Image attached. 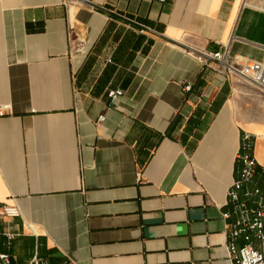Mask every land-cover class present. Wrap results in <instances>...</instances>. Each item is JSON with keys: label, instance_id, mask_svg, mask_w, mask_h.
Wrapping results in <instances>:
<instances>
[{"label": "crops", "instance_id": "1", "mask_svg": "<svg viewBox=\"0 0 264 264\" xmlns=\"http://www.w3.org/2000/svg\"><path fill=\"white\" fill-rule=\"evenodd\" d=\"M75 1L0 0V206L21 213L0 254L227 264L243 133L264 180V91L195 57L263 62L264 0Z\"/></svg>", "mask_w": 264, "mask_h": 264}, {"label": "built area", "instance_id": "2", "mask_svg": "<svg viewBox=\"0 0 264 264\" xmlns=\"http://www.w3.org/2000/svg\"><path fill=\"white\" fill-rule=\"evenodd\" d=\"M163 2L164 0H158ZM76 4L89 9L94 6L87 0H76ZM202 68L213 69L226 79L239 76L244 81L264 91V61H246L239 64L228 52L220 51L199 54L195 57ZM191 91V85L183 87ZM122 91L108 93V107L114 106ZM9 106L0 107V117L7 116ZM102 116L99 118L102 121ZM254 136L243 133L240 137L235 162L239 166L237 179L226 191L222 219L226 222L229 239L226 248L227 264H264V180L260 182L253 156ZM264 173V172H263ZM15 206H0V221L20 218ZM9 240L12 237L8 238ZM241 242V243H239ZM0 264H13L8 253L0 254ZM28 264H46L36 256Z\"/></svg>", "mask_w": 264, "mask_h": 264}]
</instances>
